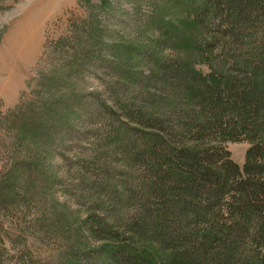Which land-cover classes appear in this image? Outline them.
<instances>
[{"label": "trees", "instance_id": "16d2710c", "mask_svg": "<svg viewBox=\"0 0 264 264\" xmlns=\"http://www.w3.org/2000/svg\"><path fill=\"white\" fill-rule=\"evenodd\" d=\"M171 1L143 0L141 27L158 36L136 49L78 18L85 27L55 42H76L61 63L94 65L101 93L73 99L63 89L75 77L55 72L41 80L39 112L21 103L0 116V151L6 132L11 141L0 154V264H32L36 233L52 240L49 208L17 215L39 190L54 198L44 148L62 133L52 154L74 153L65 194L86 218L60 264H264V0H200L178 26L164 20ZM240 141L242 166L226 148ZM117 161L126 175L113 176Z\"/></svg>", "mask_w": 264, "mask_h": 264}, {"label": "rangeland", "instance_id": "374dc122", "mask_svg": "<svg viewBox=\"0 0 264 264\" xmlns=\"http://www.w3.org/2000/svg\"><path fill=\"white\" fill-rule=\"evenodd\" d=\"M199 1L172 0L166 6V9L169 8V10L164 20L178 26L180 22L184 21V15H187L192 7L195 8ZM150 11V7L143 0H0V116L6 115L9 110L15 109L21 103H25L26 107H32L34 111L39 112L41 103L45 100L36 95L42 90L41 80L55 72L68 71L75 77L68 81L64 85L66 88L63 89L72 98L97 90L101 93V85L95 79L97 69L94 65L83 67L82 71L81 67L77 69L65 66L66 62L61 63L63 61L73 62L71 56L74 54L76 42L71 43V39L67 40V43L61 42L68 45L64 50L57 47L55 42L71 37V30L73 28L79 30L81 27L79 23L85 27L81 21L76 23L79 18L85 20V25L87 19L104 24L108 43H112L115 37L119 43L125 45L128 42L131 47L136 49L139 42L146 43V40L158 36V33L153 30L149 31L143 26L141 27L142 19ZM137 33H140L139 36ZM133 40H136V43L131 44L130 41ZM76 52L78 54V50ZM199 68L206 71L203 66ZM55 96H58L57 93ZM77 106L82 107V102L79 101ZM87 106L86 109H89L91 114L92 108L89 104ZM20 110L17 111L20 112ZM120 119L124 120L123 117ZM66 137L67 134L62 133L57 136L54 143H50L44 148L45 151L48 149L49 157L45 160V171L47 175L53 177V180H57L54 181L55 184L51 189L55 195L54 198L52 199L50 196L44 198L43 191L39 190L35 200L32 199L30 202L29 214L25 211V214L17 215L19 219H22L30 216L32 212L38 213L36 208L40 204L43 208H49V214L46 217L51 223L49 230L52 233L48 235L52 236V240L36 233L30 243L29 254L33 260L32 264H60L67 251L63 245L65 237L71 235L77 224L86 218L85 210L76 203L73 204L65 194V190L68 192L76 184L74 179L75 176H78L75 173L76 168L73 167L74 153H69V162L64 163L58 162V157L55 158L52 154L55 145H59ZM8 138L9 135L6 132L0 154L11 142ZM248 147V143L244 141L227 142L226 144L231 159L239 166L243 165ZM64 156L66 157L67 154ZM121 164L117 161L111 165L116 172L114 177L120 173L121 168L118 166ZM68 166L71 169L69 176H67ZM121 172L124 175L128 173L124 170ZM58 218H61L62 221L57 222ZM25 221L28 223L29 219ZM43 231H45V227ZM72 241L69 240V244ZM21 248L22 246L19 249ZM22 259L21 256H17L15 260L23 261Z\"/></svg>", "mask_w": 264, "mask_h": 264}]
</instances>
